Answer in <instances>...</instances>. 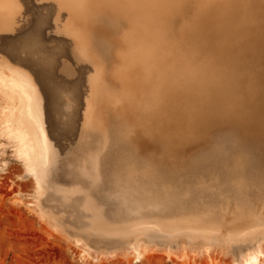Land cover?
I'll return each instance as SVG.
<instances>
[{"label":"rangeland","instance_id":"1","mask_svg":"<svg viewBox=\"0 0 264 264\" xmlns=\"http://www.w3.org/2000/svg\"><path fill=\"white\" fill-rule=\"evenodd\" d=\"M147 1L149 7L143 6ZM151 1L153 0L143 1V7L136 6V10L128 12V15L132 14L133 17H115L112 13L96 15H99L96 18L99 21H95L98 41L95 49L99 50L97 52L102 66L108 70L104 76L106 85L118 92L116 95L120 100L124 98L123 103L120 101L123 105L119 102L118 110L116 105L112 107L113 110L104 111V125L100 131L85 132L82 128L85 124L87 99L91 92L90 78L94 74V67L87 60L76 57L73 39L59 31L69 20L68 12L59 10L53 0H18L20 11L15 17L13 29L0 31V59H5L12 66L15 65L14 67L19 66L27 70L42 96L46 134L58 154L57 167L52 170V184L57 185L60 191H68L75 185L89 189L93 204L102 209L107 220L113 223H129L136 220L132 216L133 211H128V207L133 206L132 200L123 197L131 194L135 196L139 190L145 201L157 198L166 205L161 212H154L156 220L186 215L199 216L205 222L228 225L231 219L240 213L264 214L263 140L221 124L207 129L205 132L208 133H204L199 141L176 151L161 144L160 147H143V143L141 146L143 135L135 125L137 122L136 115L134 116L135 112H138V105L135 104L137 96L134 99L131 84L135 83V79L142 82L146 78V84L144 80V86L140 88L143 89L142 92H146L151 88L148 89L152 83V75L149 71L147 73L142 70L141 75L131 69L134 68V62L131 66L126 61L120 63L119 55L129 53L128 57H138L143 54L144 56L138 57L141 60L145 54L151 58L154 53L156 59L160 54V58L162 55L168 56L171 45L180 40L181 30L186 27L193 28L197 24L195 10L199 8L197 3L201 0H183L181 6L178 3H170L178 5L180 9L171 8V5L168 7L169 3H162L163 0L155 4V9L152 4L155 1ZM147 49L150 53L145 52ZM145 58L141 63L144 61V65L152 64L153 58L150 61ZM67 69L71 71L68 75L72 74V70L74 74L66 76L64 72ZM123 69L125 74L129 73L126 78L130 88L114 77V70ZM130 89L131 91H127ZM0 102V105H3L0 106V117L3 119V113H7L4 122L1 123L0 118V264H241L242 259L239 258L245 249L248 251L249 248L250 252H257L255 254L253 251L255 257L257 255L255 263L264 264V239L257 237L241 241L240 244L245 249L227 248L226 244L215 240H187L183 236L147 239L148 241L144 242L139 236L127 235L113 242L101 241L84 233L88 219L78 203L68 201L70 205L66 206L67 201L65 203L57 197L59 195H54L52 201L40 207L44 212L59 217L58 220L48 218L49 216L36 207V179L26 173V166L17 153L21 141L19 124L13 116V119H6L9 114L18 116V111H15L17 102L11 100L7 93H0ZM4 102H8L7 106ZM129 103L132 104L131 108H134L132 111H136L131 112ZM4 127L13 137L2 133ZM104 132L109 137V141L104 142L105 147L102 144L99 146L100 135H104ZM82 136L86 137L87 141H82ZM94 150L97 151L95 156L92 155ZM91 156L98 159L95 169L99 173L94 172L95 164L92 163V170L86 163L82 168L87 173L96 176L99 174L100 180L95 186L90 185L88 177L81 176L77 171L83 160ZM92 162L96 163L95 160ZM114 190L118 191L115 193ZM67 195L71 197L72 194L68 192ZM108 195L111 199L105 198ZM121 195L123 196L120 197ZM117 199L119 203L116 202ZM59 200L61 201L58 202ZM181 205V210H176L168 216L167 213H171L173 207ZM39 212L43 214L42 217ZM136 243L138 245L134 246ZM256 246L259 247L258 251L255 250Z\"/></svg>","mask_w":264,"mask_h":264},{"label":"bare ground","instance_id":"2","mask_svg":"<svg viewBox=\"0 0 264 264\" xmlns=\"http://www.w3.org/2000/svg\"><path fill=\"white\" fill-rule=\"evenodd\" d=\"M53 1L57 4L59 10H66L69 14V20L63 25L64 28H60V33L69 35L73 39L76 45V52H74L76 57L78 59L87 60L89 63H92L94 67V74L90 78L91 92L87 99L85 124L82 128L85 132L92 130L100 131L102 125H104V111L112 109V107L116 105L118 110V104L120 101L123 103L124 98L120 100L116 95L118 92L116 93L112 87L106 85L104 76L108 70L102 66L101 58L97 52L99 50L96 51L95 49V46L98 44L96 34L97 22L95 21H99L96 19L99 15L97 17L96 15L112 13L115 17L123 16L127 18L129 15L133 17L132 14L128 15V12L131 13L133 10H136L135 7H140L143 1L146 0ZM154 1L155 3L152 4H154L155 9H157L155 4L162 0H153L151 2ZM182 1L183 0H181V2L180 0H163L162 3L166 2V4L169 3L168 7L171 5V8L175 7L180 9V7H177L178 5H175L178 3L179 6H181L183 3ZM147 2H144L146 5L143 6L149 7V5H147L149 2ZM198 4L199 8L195 10L197 24L195 23L196 25L194 24L195 26L193 28L186 27V29H184L182 27L184 30H181V35L179 33L181 36L180 40L174 42L171 47L168 46L170 47L168 56L163 57L162 55L160 58V54V56L158 55V59H156L154 53H152V55H154L155 58H153L154 56L152 55L150 58L145 54V57L149 58L147 59L148 61L152 58L154 60H152V64H148L146 63L148 61H145V65L143 61L142 63L144 66H142L141 61L144 60L145 57L142 58V60L138 57L141 55L144 56L143 54L138 57H128L129 53H127L128 55H119L120 63L126 61L127 64L131 66L134 62V68L131 69H135L137 73H140L142 70L147 73L149 71L150 75H152V83H150L148 89L149 87L151 88L147 90L146 87V92H142L143 89H140L144 86V80L146 78L143 79L142 82H139V80L137 82L135 78H137L138 74H136V77H133L135 83L131 84L135 94H133V97L134 99L137 98L135 104L138 105V112L134 114V116L136 115L135 119L137 122L135 125H137L139 133L143 135V140L142 138H138L142 140L140 143L141 146L143 143V147H150L151 145H159L160 147L161 144L166 147L170 146L172 151H176L177 149L188 147L194 142L199 141L204 133H208L205 132L207 129L221 124L226 125L225 127H233L235 130L238 129L239 132L241 131L242 134L254 136L264 141V0H201L198 1L197 5ZM19 11L20 7L18 5V0H0V31H10L13 29L15 17L18 15ZM169 29L171 28L169 27ZM158 36L159 35H156V37ZM164 42L165 40H163V43ZM127 45L129 44H126V46ZM168 50L166 51L168 52ZM146 51L148 52V49L145 50V52ZM166 54L167 53H165V55ZM130 66L126 67L129 68ZM126 67L124 68L125 70ZM124 69L120 71L114 70L116 74L114 77L115 79L121 80L123 85L128 86L126 75L129 73L127 72L125 74ZM65 73L69 74L70 70L67 69ZM147 79L150 78L147 77ZM147 82H149V80ZM127 91H131V89ZM127 91L126 93H128ZM0 93H7L11 100H16L17 102V104L15 103V111H18V116L14 117V115L9 114L6 119L10 117L11 119L14 118L19 124L21 141L20 144H18L19 149L17 153L26 166V173L28 175H33L36 179V198L34 197L36 199L35 203L38 205L36 207H38L44 215L49 216L48 218L58 220L59 217L44 212L40 207L43 205L46 206V202L49 203V201H52L54 195H59L57 197L61 198L65 203L67 201V204L68 201H76V204L78 203V206L82 208V212L85 214V218L88 219L84 233L94 236L101 241L113 242L127 235L139 236L144 242L148 241L147 239H171L183 236L186 237V239L195 238L203 242H205V240L208 242L215 240L221 244H226L227 246L225 245V247L227 248L245 249L241 246V241L250 237H257L261 240L264 239L263 213L259 215L250 213L247 215L241 213L237 214L231 219L228 225H226V223L219 225L210 221L205 222L199 216H186L182 214V216L178 218L170 217L166 220L165 217V220H156L155 217L157 216L155 215L154 217V212L164 209L166 205L164 206L161 203L162 200L159 201L157 198L145 201L139 189V191L136 192L137 195L135 194L136 197L132 194L131 196L123 197L129 201L130 199L132 200L133 206L131 208L129 206L128 211H133L131 212L132 216L136 218L134 222L113 223L107 220V217L101 211L102 209H98L93 204L89 189L75 185L68 191H60L57 185L52 184L51 175L53 174L52 170L57 167L58 154L47 137L42 113L43 100L32 77L27 72L12 66L5 59H0ZM126 96L127 94L125 97ZM135 96L137 97L135 98ZM6 104H8V102ZM128 105L130 108L132 107V104L130 105L129 103ZM0 106L2 107L3 105ZM134 106L137 107L136 105ZM130 108L128 109L130 110ZM132 109L134 108H131V112L136 111V109L133 111ZM5 114L7 115V113ZM5 114L3 113V119L0 117L2 119L1 123L4 122ZM134 116L132 115L133 118ZM2 133L13 137V134L9 133L5 127ZM86 137L82 136L80 139H82V141H87ZM130 140L132 139L130 138ZM107 141H109V137L107 133L104 132V135H100L99 146L100 144L104 146V142ZM95 150L93 151L94 154H92L94 156L97 154ZM94 156L83 160L82 165L77 167L78 173L81 176L88 177L90 185L92 186L99 183L100 176L99 174L96 176L95 174L87 173L86 170L83 169V165L86 163L90 168L92 164H95V169L96 165L98 166V159ZM92 160H95L96 163H93ZM90 170L92 169L90 168ZM94 172L99 173L96 169ZM122 183L123 181L120 183L121 187ZM114 191L116 193L118 190ZM68 192L72 194L71 197L67 195ZM122 196L123 195L120 197ZM105 198L111 199V196L108 195L105 196ZM168 198L170 197L168 196ZM119 199L122 200L121 198ZM60 201L61 200L58 202ZM116 202H118V199ZM67 204L66 206L70 205ZM127 204L129 205L130 203ZM173 208L171 213H167L168 216L176 210H181L183 206H175ZM42 213L39 212L41 217L43 215ZM164 214L162 213V215ZM167 214L164 216H167ZM136 240H138V238H136ZM136 242L139 243V241ZM257 242L260 243L259 240H257ZM258 243L256 244L257 246H259ZM136 245L138 244H134V246ZM257 246L255 250L259 248ZM249 249L251 250V248ZM250 250H248V253L247 249H245L247 254L243 252V255L240 256L239 260L242 259L240 260V263L242 262L241 264H256L255 260L257 259V255L255 257V254H257V252L254 250L250 252ZM253 251L256 253L254 254ZM138 256L140 257V255Z\"/></svg>","mask_w":264,"mask_h":264},{"label":"crops","instance_id":"3","mask_svg":"<svg viewBox=\"0 0 264 264\" xmlns=\"http://www.w3.org/2000/svg\"><path fill=\"white\" fill-rule=\"evenodd\" d=\"M14 66H15V65H14ZM16 67H18V68L22 69L23 71L29 73L27 70H25V69L22 68V67H19V66H16ZM70 72H71V71H70ZM64 74H65L66 76H72V75L74 74V72H73V70H72V74H71V75H68V74H66L65 72H64Z\"/></svg>","mask_w":264,"mask_h":264}]
</instances>
